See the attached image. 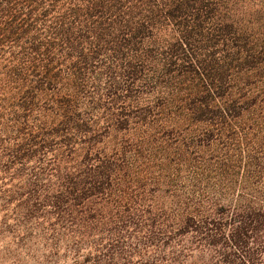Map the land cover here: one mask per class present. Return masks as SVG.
Masks as SVG:
<instances>
[{
    "label": "trees",
    "instance_id": "trees-1",
    "mask_svg": "<svg viewBox=\"0 0 264 264\" xmlns=\"http://www.w3.org/2000/svg\"><path fill=\"white\" fill-rule=\"evenodd\" d=\"M0 264H264V0H0Z\"/></svg>",
    "mask_w": 264,
    "mask_h": 264
}]
</instances>
